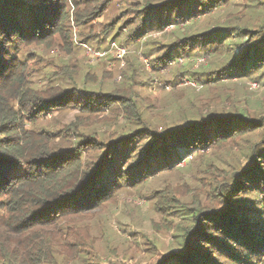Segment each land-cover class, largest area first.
<instances>
[{"label":"trees","instance_id":"trees-1","mask_svg":"<svg viewBox=\"0 0 264 264\" xmlns=\"http://www.w3.org/2000/svg\"><path fill=\"white\" fill-rule=\"evenodd\" d=\"M116 1L0 0V264L88 261L95 242L79 232V223L187 158L224 152L243 161L209 180L204 201L181 187L155 193L153 207L171 218L165 226L177 242L163 255L152 243L144 251L153 252L152 264L263 263L264 115H251L234 95L212 92L175 108L158 131L131 82L102 93L75 85L67 90L56 75L40 89L29 80L27 63L36 56L25 60V51L74 54L73 28L86 43L95 35L92 23ZM237 2L236 13L216 20ZM121 18L132 42L150 30L165 37L166 28L188 25L155 52L154 70L203 54L211 58L210 69L182 73L205 91L214 90L207 87L218 76L264 87V0H131ZM116 29L117 23L105 26L102 36ZM226 101L230 109L222 108ZM54 114L70 116L56 133L68 146L42 127ZM119 118L126 124L120 133L107 139L95 133L94 127L116 126Z\"/></svg>","mask_w":264,"mask_h":264},{"label":"rangeland","instance_id":"rangeland-1","mask_svg":"<svg viewBox=\"0 0 264 264\" xmlns=\"http://www.w3.org/2000/svg\"><path fill=\"white\" fill-rule=\"evenodd\" d=\"M128 1L131 2L117 0L105 16L93 22L91 26L95 35L84 44L79 41L80 29L73 28L75 50L72 55H63L56 49L25 51L23 54L25 60L30 53L36 56L34 61L29 60L27 63L32 84L39 89L43 88L49 79L56 75L59 78L63 77L57 83L67 90L75 85L78 89L87 88L109 93L111 90L123 89L131 82L134 84L133 91L140 105L146 107L145 115L158 131L166 125L165 122L170 121L173 114H176L173 113L175 108L185 107L188 103L197 104L212 92L213 96L220 93L223 98L234 95L239 104L246 102L251 115H264V87L260 83L240 82L218 76L213 78L214 83L207 87L214 90L205 91L204 87L197 86L182 73L184 69H189L190 72L210 69L211 58L206 55L193 54L182 59L176 58L167 67H157L154 70L155 64L152 62L156 57L155 52L161 45L164 47L172 43L179 36L175 31L183 30L188 25L166 28L165 33L168 35L165 37L155 30H150L134 42L127 41L129 30L122 28L121 15ZM239 8L237 2L218 13L216 20L222 22L226 14L236 13ZM116 23V31L107 38L103 37L105 26ZM171 32L175 34L171 35ZM111 44L126 51L121 59L117 58L116 50ZM67 72L71 73L72 77L65 76ZM87 76L93 77L94 82L87 81ZM232 106L233 104L226 101L222 108L230 109ZM68 117L70 116L60 117L54 114L42 121L43 128L55 133V143L64 147L69 143L63 142L61 136H57L59 134L56 133L71 120ZM125 125V120L119 118L116 126L102 125L93 129L101 138L107 139L115 132L120 133ZM242 161L234 154L226 152L209 153L206 159L187 158L171 172L151 177L140 189L118 194L115 203L95 211L91 217L77 225L80 233L83 231L94 239L91 259L88 261L74 259L68 264H152L153 252L144 251L145 243H152L158 253L163 255L175 248L177 242L173 237L174 233L165 226L171 218L161 216L153 207L159 197L155 193L166 195L176 192L177 188L181 187L183 190L186 189L189 195L191 193L201 195L202 197H198L204 201L210 196L209 180L213 176L219 178L221 174L237 167ZM261 264H264V261Z\"/></svg>","mask_w":264,"mask_h":264},{"label":"built area","instance_id":"built-area-1","mask_svg":"<svg viewBox=\"0 0 264 264\" xmlns=\"http://www.w3.org/2000/svg\"><path fill=\"white\" fill-rule=\"evenodd\" d=\"M112 48L116 50L117 58L121 59L125 55V50L121 48H117L114 44H111Z\"/></svg>","mask_w":264,"mask_h":264}]
</instances>
